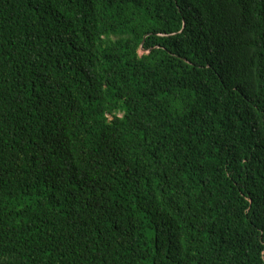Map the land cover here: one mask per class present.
I'll list each match as a JSON object with an SVG mask.
<instances>
[{"label":"trees","instance_id":"16d2710c","mask_svg":"<svg viewBox=\"0 0 264 264\" xmlns=\"http://www.w3.org/2000/svg\"><path fill=\"white\" fill-rule=\"evenodd\" d=\"M0 264H264V0H0Z\"/></svg>","mask_w":264,"mask_h":264},{"label":"rangeland","instance_id":"374dc122","mask_svg":"<svg viewBox=\"0 0 264 264\" xmlns=\"http://www.w3.org/2000/svg\"><path fill=\"white\" fill-rule=\"evenodd\" d=\"M141 53H144V51H142Z\"/></svg>","mask_w":264,"mask_h":264},{"label":"water","instance_id":"95a60500","mask_svg":"<svg viewBox=\"0 0 264 264\" xmlns=\"http://www.w3.org/2000/svg\"><path fill=\"white\" fill-rule=\"evenodd\" d=\"M144 51V50H143Z\"/></svg>","mask_w":264,"mask_h":264}]
</instances>
